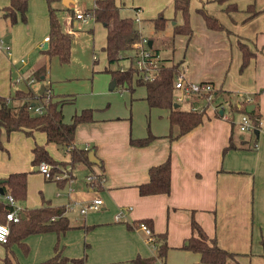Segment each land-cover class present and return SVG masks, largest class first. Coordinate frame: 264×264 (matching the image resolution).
<instances>
[{
  "label": "crops",
  "instance_id": "obj_1",
  "mask_svg": "<svg viewBox=\"0 0 264 264\" xmlns=\"http://www.w3.org/2000/svg\"><path fill=\"white\" fill-rule=\"evenodd\" d=\"M76 1L66 0L68 7L59 1L51 3L58 14L69 13L71 28H77L74 24L78 22L88 24L93 21L90 17L86 21L77 20L75 16L92 9L95 0L80 8ZM217 1L190 0L192 35L189 39L183 35L175 36L174 52L169 58H172V63L183 59L185 79L211 83L215 90L229 95L232 105L239 106L250 96L252 104L257 106L260 129L255 135L253 132H240L237 125L240 116L235 115L232 127L226 119L217 117L216 106L218 110L221 107L214 103L206 109L201 125L170 142L167 138L169 111L150 109L145 88L133 86V92L124 91L128 94L124 101L129 100V114L124 108L120 109L122 111L111 109L106 113L95 111L92 123L77 127L73 146L83 150L86 146L88 149L93 147L95 158L102 161L103 167L76 164L72 168V183H64L63 186L34 171L30 162L31 152L29 161L21 159V152L29 153L36 144L35 139L32 142L29 137L24 139L21 134L11 133L6 152L0 154V180L13 173H27L26 200L16 204L21 210L43 206L66 208L72 202L85 204L97 197L103 201L99 211L88 212L84 216L77 209L65 212L72 229L64 234L45 233L27 237L23 241L29 248L27 255L14 245L12 251L19 264H39L56 254L68 260L85 257L83 264H134L136 258L146 260L155 257L147 236L128 227L132 222L143 219L151 220L154 234H166L168 249L164 261L156 264H202L199 254L182 249L186 239L196 236L191 230L192 220L220 249L237 255L228 259L227 264H264V0ZM9 2L0 0V40L7 43L11 54L8 56L0 48V97L8 98L16 91L35 92L48 85L55 101L73 104L75 98L72 96L55 95L52 81L47 80L48 71L41 79L44 84L38 88H35L36 81L29 88L24 83L20 86L12 83L17 74L26 79L34 78V72L40 68L47 69L46 63H51V60L43 53L47 44L43 40L49 36L46 0H29L26 22L18 20L13 26L1 12ZM173 3L174 0H115L123 17L134 19L135 13H139L141 23L136 27H141L142 35L154 45L156 35H144L148 30L147 24L154 32L152 21L161 14L167 20L163 32L169 31L171 35L172 26L181 23ZM251 5L256 13L253 16L247 11ZM228 6H235V10L227 11ZM200 8L217 18L226 31L208 30L196 13ZM173 20L177 22L171 23ZM61 26L64 32L76 36L75 32L65 30L62 21ZM238 39L254 55L242 72ZM93 60L96 62L94 55ZM169 64L171 62L168 61ZM124 92L119 91V94ZM187 103L190 108L191 104ZM148 130L155 137L154 141L145 147L130 145V138H146ZM40 134L43 137L38 143H45L51 155L50 148L46 146L55 145L46 144L45 135ZM230 137L235 149L222 154ZM169 154L170 193L139 196L137 186L147 182L149 168L163 163ZM53 158L69 161L68 154L64 158ZM78 169L85 181H78L74 173ZM91 173L104 177L100 190L88 186L87 177ZM119 212L123 217L116 221L115 216ZM3 256L4 249L0 245V264Z\"/></svg>",
  "mask_w": 264,
  "mask_h": 264
},
{
  "label": "trees",
  "instance_id": "obj_2",
  "mask_svg": "<svg viewBox=\"0 0 264 264\" xmlns=\"http://www.w3.org/2000/svg\"><path fill=\"white\" fill-rule=\"evenodd\" d=\"M47 1L48 19H49V36L47 42V49L43 53L49 58L56 57L61 64H67L70 59L71 43L73 35L64 32L58 18V11L51 7L50 0ZM229 0H218V3H223ZM189 4L190 0H174L175 14L181 17V23L172 26L171 37L167 42L160 43L166 52L170 55L174 52V37L177 35L186 36L188 39L192 35L189 18ZM28 0H10L9 5L4 7L2 17L8 21L9 25L13 26L18 20L25 23L27 13ZM227 11H234L235 6H228ZM252 16L255 15L253 6L247 8ZM196 13L201 16L204 21L205 27L211 31H226L217 18L210 15L205 9L200 8ZM92 18L94 22L100 23L105 29V45L102 50L105 53L107 65L118 63L122 60V55L131 52V46L138 39V32L135 22L132 18L122 17L118 7L115 5V0H95L94 7L86 10L85 14ZM153 30L156 33L163 32L167 26V20L160 14L152 21ZM228 33V32H227ZM167 46V48H166ZM237 46L241 53V67L242 72L249 64V61L254 56L248 46L240 39L237 40ZM155 55H159V48L154 44L150 47ZM171 64L167 65V63ZM183 59L178 63H172V58H167L159 61V72L157 77L152 81H141L134 78L135 68L132 63L125 72L111 71L107 68L104 69L105 73L110 74L111 79L115 81V87L119 86L121 91L133 92V86L144 87L146 91V103L150 109H164L168 110L169 121V134L167 138L170 142L176 141L185 134L189 133L194 128L198 127L203 122L205 112L198 113L191 108L181 109L174 108L176 104L174 100L175 95V82L183 74ZM45 68H40L34 72V79L41 80L45 77ZM45 87V86H44ZM39 100L43 101L45 95L39 94ZM190 101L191 105L201 102V100H186ZM212 103H218L221 109L217 111L216 115L219 118L226 119L232 127H234L235 115H246L256 127L259 115L257 113V106L252 104L241 103L239 106L232 105L229 102V95L221 90L213 92ZM65 101H55L50 96L49 103L44 106L42 114L34 113V106L38 105L34 98L33 92L16 91L10 97H0V135L4 131L7 136L14 132H22L27 137H30L35 132H40L45 135L46 144H53L61 149H65L69 155V161H57L53 159L47 152L45 146L34 145L31 150L32 161L31 164L37 168L41 163H46L52 167L51 172L56 173L57 167L70 166L73 168L76 164L85 163L92 166L88 160V154L94 153V148L87 150L76 149L73 146L75 131L78 126L83 124H90L93 122V113L91 109L82 110L79 114H74L69 122L64 121L62 113V106ZM34 105V106H32ZM224 105V106H223ZM253 105L251 110L248 107ZM208 104L204 105L207 109ZM223 106V107H222ZM218 107V106H216ZM206 111V110H205ZM222 111V115H220ZM255 130L253 134H256ZM155 137L151 135L148 130L146 138L143 139H129V143L135 147H145L149 145ZM0 149H3L0 140ZM235 149L232 143V137L229 138V145L225 147L222 154L229 150ZM99 167H103L102 161L98 160ZM90 175H95L91 173ZM96 176V175H95ZM104 177L98 175L88 183L91 189L100 190L104 181ZM1 190L5 194H10L15 203H21L27 197V173H13L8 175L5 179L1 180ZM65 180L61 181V186L64 185ZM171 189V157L170 154L166 160L156 166H152L148 170L147 182L137 186L138 194L141 197L155 196V195H168ZM13 208L4 201H0V223H6L5 216L12 211ZM64 207H49L43 206L34 209H22L19 212L20 220L18 223H9V237L5 244L0 245L4 249V256L2 264H19L12 247L18 246L24 255L29 252L28 246L23 242L27 237L37 234L55 233L56 235L64 234L72 229L69 220L65 217ZM139 223H144L151 232V246L155 250V257L142 260L136 258L134 264H156L163 262L166 252V234H154L152 222L149 219H143L132 222V226L128 227L136 229ZM191 230L196 233L186 239L185 244L182 246L183 250L199 254L202 264H227L228 259H233L236 254L228 253L220 249L213 239H209L202 228L194 221H191ZM56 250V248H55ZM85 257L81 259L68 260L56 254L54 257L39 264H83Z\"/></svg>",
  "mask_w": 264,
  "mask_h": 264
},
{
  "label": "rangeland",
  "instance_id": "obj_3",
  "mask_svg": "<svg viewBox=\"0 0 264 264\" xmlns=\"http://www.w3.org/2000/svg\"><path fill=\"white\" fill-rule=\"evenodd\" d=\"M56 1H59L62 4L64 0H50L52 4L55 3ZM89 1L90 0H77L76 5H79L80 8L81 5H86V3H88ZM87 5L90 6V4ZM121 16L123 17L122 14ZM58 18L60 23L62 21V24L66 31L71 30L72 32L76 33V36L72 38L69 62L67 64H61L56 57H52L49 58L51 60V63H49L48 61L46 63L47 64L46 71L50 73L49 76H47V80L52 81V88L55 91L54 92L55 95L66 96V97L72 96L73 97L72 99L75 98L73 104L64 105V108L62 110L64 121L69 122L71 115L79 114L82 110L85 109H91L94 112L98 111V112L106 113L111 109H114V111H122L120 109L124 108V110L126 109L127 113L129 114V106H128L129 100L124 101L126 100L128 94L124 92L125 90H123L124 93L119 94V91H121V88L119 86L114 87L112 90H110L109 85L112 79L110 74L104 72L105 68L111 71H119L120 68L122 67L125 69L128 66V62L122 59L118 63L109 66L107 65L106 56L104 51L102 50V48L105 45V29L103 25L100 23H96L95 25V22L93 21H90L88 24H80L78 22L74 24V26L77 28L74 27L71 28V26H69L68 12H65L64 14L61 15L58 14ZM189 18H190V6H189ZM178 21H180V19ZM173 22H177V21L173 20L171 23ZM178 23L179 22H177V24ZM147 28L148 30H146V33H144V35L145 34L147 36L156 35L155 47H158L160 49L159 50V54L161 56L160 59L163 60L164 58L165 60L167 59L166 57L169 58L170 54L166 52L163 45L162 46L160 45V43L167 42V40L171 37L169 31L154 34V32L150 30V25L147 24ZM36 54L41 55L40 51H36ZM93 55L96 58V62L93 60ZM17 75L15 76V78L17 77ZM35 81H36L35 88L40 87L45 82L44 80H38V81L35 80ZM123 104H125V106ZM180 105H181L180 106L181 109L188 108L187 102L180 103ZM114 111H112V113H115ZM145 126L146 128L149 127L148 124ZM13 134H21L24 139L28 138L22 132L13 133ZM10 135L7 136L4 131H1L0 140L3 149H0V154L6 152L7 149L6 144L10 142V138H9ZM32 137L30 136L29 140L33 142L35 139L36 142L35 145L44 146L45 143L44 144L38 143L39 141H41L40 138L43 137L42 134L35 133L34 138ZM14 145H15V141L13 142L12 146ZM25 147L26 145L25 143H23V148L25 149ZM46 147L50 148L49 151L51 155H53V157H61V158L66 157L67 153L65 149H61L57 146H46ZM28 152L29 153L27 152L24 153V151L21 152L22 155L21 159L24 158L26 162L29 161V157H30L29 154H31L30 150ZM55 153H57L58 155ZM18 156L20 157V154H18ZM59 169H65V170L68 169L69 170L68 175L71 178H73L71 174L72 173L71 167L69 166L57 167V171ZM74 173L77 174L78 181H85L79 169L75 170Z\"/></svg>",
  "mask_w": 264,
  "mask_h": 264
},
{
  "label": "built area",
  "instance_id": "obj_4",
  "mask_svg": "<svg viewBox=\"0 0 264 264\" xmlns=\"http://www.w3.org/2000/svg\"><path fill=\"white\" fill-rule=\"evenodd\" d=\"M77 20H82L86 21L87 15L85 16L84 14H77L76 16ZM134 22L135 25L138 26L141 23L139 13H135L134 17ZM137 28V27H136ZM138 36L139 39L132 44L131 46V52L127 53L125 55H122V59L129 63H132V65L135 68V74L134 78L141 80V81H152L154 80L159 72V61L160 57L159 55H155L152 52V49L148 46L149 40L142 35V28L139 27L137 28ZM43 42L47 43L48 42V37L43 40ZM43 45H41L42 47ZM0 48L5 51V53L10 56V49L7 45V43L4 40H0ZM21 63H23V60H21ZM127 68H120V72H125ZM35 82L34 78L26 79L22 75L18 74L17 77L13 80V84L19 85L21 83H24L28 88L31 87ZM215 91L213 85L211 83L207 82H190L187 79H185L184 74H181L180 77L177 79L175 82V95H174V100L176 104L180 105V103L183 102H189L186 100H201V102H196L194 105H190V108L193 111H197L198 113L205 112L206 108L204 105L208 104V108L213 105V92ZM177 92V94H176ZM34 98L37 101L38 105L34 106V113L35 114H42L44 106H46L49 103L50 100V95H51V90L47 86L44 87V92L43 94L45 95V99L43 101L39 100V94L38 91L33 92ZM245 103L250 104L252 102V98L250 96H247L245 98ZM191 104V103H190ZM218 111V107L216 108V112ZM238 125V130L242 133H248V132H253L255 130H259L261 127V121L258 119L257 121V126L255 127L251 120L246 116V115H240L239 121L237 123ZM88 147L86 146L84 150H87ZM38 172L46 179L49 181H54V182H61L63 180L66 181L67 184H71L73 181V178H71L68 175V169H59L56 171V173H52L51 169L52 167L46 163H41L38 167ZM96 175V174H95ZM89 175L87 177V183L91 182L93 179H96V176ZM103 178V176H102ZM102 181H104L102 179ZM69 191H71V188L69 186ZM0 201H4L10 206H12L13 210L10 211L9 213L6 214L5 216V221L6 223H0V243L5 244L8 240L9 237V223H18L20 220L19 217V212L21 209L16 205L13 197L10 194H5L3 191H0ZM103 205V201L101 198L97 197L85 204L77 203V202H72L70 204L66 205L65 211L66 212H72L75 209L78 210V213L82 216L86 215L88 212H97L100 210V208ZM123 217L122 213L119 212L115 216V220L119 221ZM136 230H139L143 232L147 238L148 241L151 243L152 238H151V232L149 228L144 223H139Z\"/></svg>",
  "mask_w": 264,
  "mask_h": 264
},
{
  "label": "water",
  "instance_id": "obj_5",
  "mask_svg": "<svg viewBox=\"0 0 264 264\" xmlns=\"http://www.w3.org/2000/svg\"><path fill=\"white\" fill-rule=\"evenodd\" d=\"M65 2H66V0L63 1V4H64L66 7H68V4H66ZM151 45H152V43H151V41H149V42H148V46L151 47ZM46 49H47V44L44 45L43 50H46ZM41 79H42V78H41ZM114 87H115V81L112 80L111 83H110V85H109V89L111 90V89H113ZM43 92H44V87H41V88L39 89V91H38V94L42 95ZM32 106H34V105H32ZM174 108H178V104H175V105H174ZM252 108H253V106H249V107H248V110H251ZM220 115H222V111H220ZM88 160H89V162H90L91 164H93V165H97V164H98V160L95 158V155H94L93 152H90V153L88 154ZM34 171L37 172V171H38V168H35ZM1 183H2V181L0 180V185H1ZM0 191H2L1 188H0Z\"/></svg>",
  "mask_w": 264,
  "mask_h": 264
}]
</instances>
